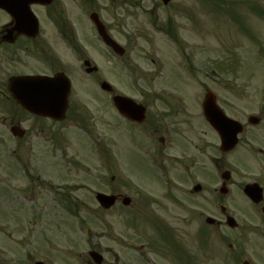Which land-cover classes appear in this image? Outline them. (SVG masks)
Masks as SVG:
<instances>
[{"label":"flooded vegetation","instance_id":"1","mask_svg":"<svg viewBox=\"0 0 264 264\" xmlns=\"http://www.w3.org/2000/svg\"><path fill=\"white\" fill-rule=\"evenodd\" d=\"M15 1L21 11L17 5L0 9V75H7L0 85L14 103L8 92L14 78L63 74L69 79L61 120L29 115L51 125L47 131L39 127V132L60 156L61 180L69 176L70 167L84 170L85 179L90 178L88 168H81L69 153L78 149L98 155L102 176L93 196L100 192L116 200L109 209L99 208L103 237L111 229L109 213L120 217L129 188L132 198L126 208L132 218L128 216L124 225L150 231L152 255L172 264H264V85H222L218 89L225 94L205 85L154 81L162 73H194L192 62L202 47L186 34L201 31L202 4ZM143 54L153 73L149 85H120L124 72L140 70ZM77 73L92 85L75 81ZM101 81L112 89L100 90ZM83 92L88 97L81 96ZM210 93L217 108L212 122L204 114ZM253 96L259 102L256 114L247 109ZM238 101L242 110L236 108ZM125 171L132 185L124 183ZM247 186L249 194L244 191ZM85 188L84 199L75 200L68 183L58 186L55 196L57 201L61 198L63 213L90 214L91 190Z\"/></svg>","mask_w":264,"mask_h":264},{"label":"rangeland","instance_id":"2","mask_svg":"<svg viewBox=\"0 0 264 264\" xmlns=\"http://www.w3.org/2000/svg\"><path fill=\"white\" fill-rule=\"evenodd\" d=\"M181 1L188 6L196 2ZM197 2L204 7L201 11L203 22H199L201 31L186 34L188 40L191 37L193 44L197 42L202 47L192 62L194 73L185 70L178 71V76L162 73L154 81L205 85L213 93L218 90L225 94L227 91L218 89L224 87L222 85H264V0ZM139 45L141 49L145 46L143 42ZM144 57L143 54L139 59L140 70L135 74L124 72L120 85H149L153 73ZM108 70L115 72L111 68ZM4 77L7 75H0V78ZM74 77L77 82L92 85L90 79L82 78L78 73ZM4 87L0 85V264H34L37 261L87 264L89 250L99 252L103 264H172L167 258L150 253L144 239L148 240L150 236L147 228L139 226L142 231L138 232L124 225L131 215L127 208L121 211L120 217L109 213L107 221L111 229L103 237L101 213L93 197L100 188L102 176L98 155L78 149L69 153L71 159L81 163V168H88L90 178L85 179L84 170L70 167L69 176L61 180L60 156L50 150L39 132V127L45 131L50 129V123L31 117L6 99ZM81 96L88 97L85 92ZM236 108L242 110L243 104L236 102ZM258 108V99L253 96L247 109L256 114ZM11 123H20L25 130L22 139L10 135ZM122 178L124 183L133 184L128 172L125 171ZM64 181L70 185L67 190L70 198L75 200L84 199V186L88 185L91 190L90 214L71 216L62 212L61 198L57 201L55 194ZM125 192L132 198L129 188ZM69 203L66 199L68 208ZM113 256L117 257L116 262ZM181 264L189 263L184 260Z\"/></svg>","mask_w":264,"mask_h":264},{"label":"water","instance_id":"3","mask_svg":"<svg viewBox=\"0 0 264 264\" xmlns=\"http://www.w3.org/2000/svg\"><path fill=\"white\" fill-rule=\"evenodd\" d=\"M9 5L10 0H0V8L8 11ZM60 82H67V79L59 75L54 79L44 77L18 78L10 85V92L15 101L28 112L59 120L69 91V85H59ZM104 85L106 84L103 83L102 88ZM204 113L211 120L216 113L209 96L204 102ZM10 131L15 137L21 138L24 135V131L18 126H13ZM96 199L103 207H110L114 202L113 197L103 195H98ZM123 202L128 204L129 200L124 199ZM89 255L96 264H101L102 258L98 254L90 253Z\"/></svg>","mask_w":264,"mask_h":264}]
</instances>
